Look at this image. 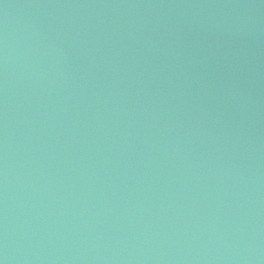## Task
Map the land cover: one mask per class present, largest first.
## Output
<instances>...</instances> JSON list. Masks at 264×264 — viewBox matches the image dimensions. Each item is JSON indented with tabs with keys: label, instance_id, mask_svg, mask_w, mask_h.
I'll return each mask as SVG.
<instances>
[{
	"label": "water",
	"instance_id": "1",
	"mask_svg": "<svg viewBox=\"0 0 264 264\" xmlns=\"http://www.w3.org/2000/svg\"><path fill=\"white\" fill-rule=\"evenodd\" d=\"M0 264H264V0H0Z\"/></svg>",
	"mask_w": 264,
	"mask_h": 264
}]
</instances>
